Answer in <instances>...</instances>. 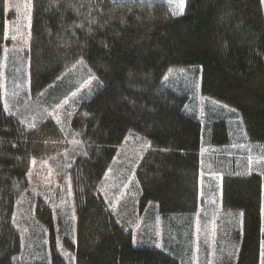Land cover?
Returning <instances> with one entry per match:
<instances>
[{
	"label": "trees",
	"instance_id": "16d2710c",
	"mask_svg": "<svg viewBox=\"0 0 264 264\" xmlns=\"http://www.w3.org/2000/svg\"><path fill=\"white\" fill-rule=\"evenodd\" d=\"M9 1L0 264H68L54 211L31 187L33 160L71 186L77 230L62 244L75 264H197L212 226L211 264H264V0H187L183 15L164 0H33L29 51L2 76ZM195 67L200 95L238 112V141L229 117L190 115L199 90L180 69ZM130 188L139 214L160 216L159 248L136 247L115 208Z\"/></svg>",
	"mask_w": 264,
	"mask_h": 264
},
{
	"label": "rangeland",
	"instance_id": "374dc122",
	"mask_svg": "<svg viewBox=\"0 0 264 264\" xmlns=\"http://www.w3.org/2000/svg\"><path fill=\"white\" fill-rule=\"evenodd\" d=\"M164 1H167L170 5H172L174 11L178 10V0ZM186 1L187 0H184L183 14L185 13L186 9ZM32 5L33 0H10L8 2L9 11L13 14V20L8 22L6 29V39L10 45L5 49L4 58L2 61V76L5 73L4 69L7 67L9 59L13 64L15 60H20L21 56L29 51ZM180 71H182V73L186 71V82L194 86L196 85L197 89L199 90V92L195 95L193 106H191L190 115L196 117L198 120L205 119V115H209L212 119L215 117V115L220 117H229L231 120H233V124L231 126L233 129V136H236L238 141L241 135L240 131L242 132L243 129V125L240 127L238 112L234 109L231 110V108H228L225 105L224 106L230 110L227 108H222L218 103L217 105L215 101V103H209L204 97L200 95L202 77L201 68H182ZM171 72L172 71L168 73L166 79L169 78ZM15 77L19 84L18 91L20 93L26 85L24 84L25 75L23 72L17 74V71H14L13 78ZM19 78L21 79V83L19 82ZM243 133L245 134L244 129ZM251 161L253 163H258L259 160L254 156ZM31 169L32 170L29 175V180L33 191L37 195L41 196L54 211L56 228H58L57 250L68 264H75L73 254L66 250L62 244L63 234L68 233V235L73 240H75V233L77 230V216L75 212L71 186H62L58 183L47 161L43 162L41 160H33ZM114 205L115 208H118L119 205L120 208L122 207V214L126 217V220L129 221L128 230L133 231L134 243L136 247H160V216L155 208H150L145 214H139L136 190L130 188L129 190L124 191L123 195L114 203ZM212 230L213 226L211 227V232L209 233L211 237L208 238L210 239L209 243H212L210 246H208V242H206L208 244L206 245L203 241H199L196 244L193 257L195 262L197 261V264L198 261H201L204 258H206L205 262H208L209 264L212 263V258H214L215 255V244L213 242L214 231L212 233ZM39 249H44L42 241L39 243Z\"/></svg>",
	"mask_w": 264,
	"mask_h": 264
},
{
	"label": "snow or ice",
	"instance_id": "6c2138e0",
	"mask_svg": "<svg viewBox=\"0 0 264 264\" xmlns=\"http://www.w3.org/2000/svg\"><path fill=\"white\" fill-rule=\"evenodd\" d=\"M177 11H173V15H180L183 14V10H184V0H178V4H177ZM30 127H34V125H29Z\"/></svg>",
	"mask_w": 264,
	"mask_h": 264
}]
</instances>
